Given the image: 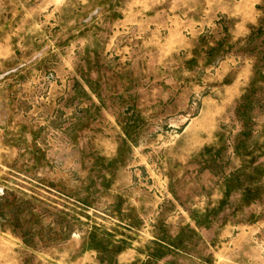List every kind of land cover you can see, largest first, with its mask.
Instances as JSON below:
<instances>
[{"label": "rangeland", "instance_id": "rangeland-1", "mask_svg": "<svg viewBox=\"0 0 264 264\" xmlns=\"http://www.w3.org/2000/svg\"><path fill=\"white\" fill-rule=\"evenodd\" d=\"M0 264H264V0H0Z\"/></svg>", "mask_w": 264, "mask_h": 264}]
</instances>
